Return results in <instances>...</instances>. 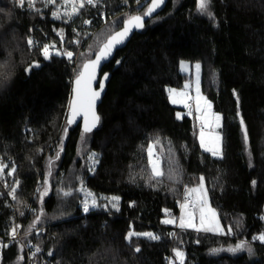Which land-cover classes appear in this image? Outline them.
<instances>
[{"label":"trees","instance_id":"1","mask_svg":"<svg viewBox=\"0 0 264 264\" xmlns=\"http://www.w3.org/2000/svg\"><path fill=\"white\" fill-rule=\"evenodd\" d=\"M150 3L98 0L68 20L53 15L57 3L49 0H0V62L14 66L0 82V163L19 184L15 209L0 196V234L16 224L33 231L27 238L43 255L32 264H168L169 255L175 264H264V241L254 239L264 234V0H210L213 18L199 12L198 0H168L104 66L112 78L98 127L85 134L67 122L82 64ZM52 44L74 58L45 60L42 47ZM183 60L202 65V91L223 116L221 157L203 149L195 118L170 101L169 89L187 79ZM34 62L39 67L26 71ZM151 147L163 176L153 177ZM201 177L231 233L164 223L180 215L184 185L198 186ZM83 186L106 198L87 214ZM112 197L120 198L118 210L102 206ZM130 231L159 239L129 241ZM242 242L251 252L231 250ZM0 264H28L22 245L7 243Z\"/></svg>","mask_w":264,"mask_h":264},{"label":"snow or ice","instance_id":"2","mask_svg":"<svg viewBox=\"0 0 264 264\" xmlns=\"http://www.w3.org/2000/svg\"><path fill=\"white\" fill-rule=\"evenodd\" d=\"M49 2L54 3L55 0H49ZM98 0H79V4L77 5L75 0H72V12L68 13L65 12L64 15L71 16L72 14H76L79 8H83L85 4L87 5H95ZM21 6L25 3V0H19ZM163 0H151L150 6L147 8V12L145 15L151 16L152 13L161 6ZM210 0H198V10L201 14H206L209 18H213V13L209 11ZM31 6V0H30ZM56 18H60L61 14L59 12L53 13ZM144 17L143 16H132L129 17L125 22L123 28L115 32L114 34L107 37V39L102 43V46L99 47L95 58L88 59L84 62L81 66L80 71L78 72L76 79L74 81L75 87L73 89V99L69 105V119L68 124H72L75 122L76 118L83 117V131L85 134L92 132V130L96 127L99 122V116L96 114L95 105L96 101L100 98L101 92L104 89L103 80H107V74L103 75L102 81L99 83V90L93 87L94 82L96 81L98 70L102 64V62L106 61L111 55L113 50L116 48L117 45L122 44L124 40L127 38L129 33L133 30V28H143ZM85 23H90V21H85ZM28 43L31 45L33 41L29 39ZM50 48L54 50L55 55H64L69 60L72 59L73 53L70 51L61 52V50L55 49V45H45L42 47V55L45 60H48L52 57L53 52L50 51ZM119 63V62H117ZM31 67H39L38 62H34L29 69L26 71H31ZM197 100L198 106L197 110H201L199 106V69L200 65L197 64ZM14 66H12L9 62H0V82L6 81L11 78ZM187 87V86H186ZM170 92H175V90H170ZM178 95L183 96L184 93H179ZM173 103L176 102L175 99L172 101ZM205 108L211 109V103L205 99ZM221 117L219 115L214 116V121L216 122L217 126H219V122ZM207 121L202 120V128L200 132V143L201 146L205 148L206 151L211 152L213 156H222L221 146H220V137L217 136L214 139L210 140L208 143L205 142V133L203 131V125ZM240 123L243 126L242 131L245 136V140H247V127L244 125L243 117L240 118ZM153 153L151 149H149V157H152ZM93 164L96 163L95 156L92 157ZM152 173L153 177H160L163 176L164 173L160 170L158 160H152ZM7 167L0 163V178H2V174L4 172V168ZM12 173L15 172V168L11 170ZM18 185V181L15 182ZM47 188L44 189V195L47 194ZM11 194L13 199H16V188L13 187L11 189ZM188 196L191 197V208L187 203L181 205L182 210H186L185 216L181 217L180 220V227H197L193 221L196 218L197 213L199 214V228L197 230H204V231H219L222 234L231 233V228L228 229V233H224L223 229L219 224V220L217 219V215L213 209H211L208 205L207 199V190L204 187L203 178H200V184L196 188L187 189ZM65 196L70 195V193L65 192ZM118 197L111 198V207L116 208L118 210ZM96 206L95 198L92 199V207ZM90 210L89 204L85 203L83 206V211L88 212ZM167 211V210H165ZM42 214V213H41ZM23 215V213H21ZM39 217L37 218L38 222ZM164 223H175L174 220H165ZM20 226L16 225L11 230V236L15 238L17 234V230ZM29 227H32L30 225ZM134 236H145L149 239H159V237L155 236L153 233H135L134 231H130L127 233L126 239L129 241ZM261 241H264V234L254 238ZM247 247L248 251L251 252V248L247 246L244 242L237 245L236 248L231 249L232 251H236L239 249H244ZM139 251V249H136ZM39 251V249H37ZM177 256L183 257V253L177 251Z\"/></svg>","mask_w":264,"mask_h":264},{"label":"rangeland","instance_id":"3","mask_svg":"<svg viewBox=\"0 0 264 264\" xmlns=\"http://www.w3.org/2000/svg\"><path fill=\"white\" fill-rule=\"evenodd\" d=\"M34 1V0H31ZM76 4H79V0H75ZM54 3H57V9L55 11L59 12L61 14L60 18H65V19H72L75 18L76 16H78L80 9L78 10V12L76 14H72L70 17L67 15H64L65 12L71 13L72 12V0H55ZM103 19L106 20V16H103ZM89 24V23H86ZM62 50V49H61ZM50 51H52V49H50ZM65 52V51H64ZM72 52V51H70ZM73 53V52H72ZM74 54V53H73ZM74 58V55L73 57ZM76 62L79 63L78 57L76 59ZM199 64L200 65V69H199V93H200V99H199V106L201 110H197V106H198V100H197V70H196V65ZM180 71L184 74L187 75V79L184 82V85L182 88L180 89H176V88H170L169 89V98L170 101L173 105L178 106L181 108V115L186 114L189 116H192L193 118L197 119V121L199 122V124L202 126V120L207 121L206 123H204L203 125V131L205 133V142L208 143L210 140L214 139L215 137L219 136L220 137V146H221V151L223 149V137L221 134V127H222V122H223V116L222 114L218 113L215 111L214 109V105L213 102L204 94V92L202 91V65L199 62H191L188 60H183L180 63ZM187 86V87H186ZM170 90H175V92H170ZM179 93H184L183 96L178 95ZM173 99L176 100L175 103H173ZM194 100L195 102V111H191L189 106H188V101L189 100ZM205 99L211 103V109H206L205 108ZM188 106V107H187ZM215 115H219L221 117V120L219 122V126H217L216 122L214 121V116ZM201 122V123H200ZM199 133H198V140L200 143V132H201V128L199 127ZM201 144V143H200ZM203 149L205 150V148L203 147ZM151 151L153 153L152 157H150L151 161L152 160H157L155 158L154 155H156V150L154 147H151ZM206 151V150H205ZM209 152V151H207ZM211 154V152H209ZM93 155L95 156L96 159V163L93 164V160L92 157ZM215 157H221V156H215ZM90 161V170L91 172H94V170L97 167V158L95 154H92L89 158ZM159 162V167L160 170L162 171L161 168V163L160 160H158ZM152 165V163H151ZM199 186V185H198ZM198 186L192 187V188H196ZM204 187L207 190V199H208V205L211 209H213L217 215V219L219 220V224L221 226V228L223 229V231L225 232V229L223 227V225L220 222L219 219V215H218V211L212 207L210 200H209V192H208V187L206 185V183L204 182ZM82 193H83V201H82V205L84 206L85 203L89 204L90 210L88 212H84V213H89L91 210L97 209L100 206V202L101 200H106L105 197H97L93 192H91L90 190H88L85 186L81 187ZM95 198L96 200V206L92 207V199ZM119 198V197H118ZM120 202V198L118 200V205ZM102 206L108 208L109 206H111V199H108L105 203L102 204ZM185 212L186 210H182L180 212V215L178 217H168L166 220H174L175 223H169L173 226H175L176 228H181L180 225V220L182 216H185ZM193 223H195L197 225V227H185V228H181V229H187V230H193V231H197V232H206V233H212V234H221V232L219 231H204V230H197V228H199V214L197 213L195 220L193 221ZM183 257H184V253H183Z\"/></svg>","mask_w":264,"mask_h":264},{"label":"built area","instance_id":"4","mask_svg":"<svg viewBox=\"0 0 264 264\" xmlns=\"http://www.w3.org/2000/svg\"><path fill=\"white\" fill-rule=\"evenodd\" d=\"M55 49L61 50L57 46H55ZM52 52L54 54V50L53 49H52ZM61 52H62V50H61ZM187 104H188L190 110L195 111V102H194V100H192V99L189 100ZM197 124H198L199 127H201V125L199 124L198 121H197ZM155 158L157 160H159L158 156H156V155H155ZM11 163L14 164V160H12ZM6 166H8V164ZM0 180L2 182H4V184H5L3 190L0 191V196L7 198L8 205L12 209H15L16 208L15 207L16 206V199H13L12 194H11V189L13 187L16 188V198H17V192L19 191V184L17 185L15 183L17 181H15V180H12V179L8 180V178L6 176V169L4 170V172L2 174V178H0ZM41 184H42V179H39L38 182H37L36 189H38V187L41 186ZM187 189H190V187H189L188 184H185L184 188H183V201L180 203L179 206L181 207L182 204L187 203L188 206H189V209H190L191 208V197L188 196ZM16 225H19L20 227L17 230V234H16L15 238H13L11 236V230ZM16 225H14L10 229L9 233L6 236L0 234V260L3 258L4 249H5V246H6L7 243H19V244L22 245V247L24 249V252H25V254L27 256L28 264H32L34 258L41 257L43 255V251L41 250V248L38 246V244L35 242V240L33 238H27V236L33 231H25L23 224H16ZM37 249H39V251H37ZM166 261H167L168 264H175L172 255H169L166 258Z\"/></svg>","mask_w":264,"mask_h":264},{"label":"water","instance_id":"5","mask_svg":"<svg viewBox=\"0 0 264 264\" xmlns=\"http://www.w3.org/2000/svg\"><path fill=\"white\" fill-rule=\"evenodd\" d=\"M150 4H151V3H150ZM167 4H168V0H163V3L161 4V6H160L159 8H157V9L152 13L151 16H147V15H145V14H144V15H139V14H137V15H134V16H138V15H139V16H143V17H144L143 23H144V27H145V26H146V23H147V21H148V19L153 18V17L157 16L159 13H161V12L167 7ZM149 6H150V5H149ZM146 12H147V10H146ZM146 12H145V13H146ZM123 26H124V24H123ZM123 26H122L120 29H118L116 32L120 31V30L123 28ZM144 27H143V28H133V30L129 33V35H128L127 38L124 40V42H123L122 44L117 45L116 48L113 50L112 55H111L106 61L102 62L101 66H100V68H99V70H98V74H97L96 81H95L94 84H93V87H94V88H96L97 90H99V83L102 81V78H103V75H104V74H107L108 79L102 81V82L104 83V89H103V91L101 92L100 98L96 101L95 111H96V114L99 116V122H98V124L96 125V127H95L93 130H95V129L98 127L99 123H100L99 106H100V105L102 104V102H103V99H104V97H105V95H106V92H107V87H108L109 81H110L111 78H112V73H111V72H105V73L102 74L103 68H104V66H105L106 64H108V63L113 59V57L116 55L117 51L120 50V49L125 48V47L128 45V43H129V41L131 40V38H132L136 33H140V32H142L143 29H144ZM114 33H115V32H114ZM114 33H113V34H114ZM94 58H95V57H94ZM94 58H93V59H94ZM75 79H76V78H75ZM74 81H75V80H74ZM74 81H73V86H72V98H71V101H72V99H73V89H74V87H75ZM70 103H71V102H70ZM68 113H69V111H68ZM67 118H68V119L70 118L69 115L67 116ZM72 124L75 125V126H78V125L80 124V125L82 126V129H83V117L81 116V117L76 118L75 122L72 123ZM93 130H92V131H93Z\"/></svg>","mask_w":264,"mask_h":264},{"label":"bare ground","instance_id":"6","mask_svg":"<svg viewBox=\"0 0 264 264\" xmlns=\"http://www.w3.org/2000/svg\"><path fill=\"white\" fill-rule=\"evenodd\" d=\"M75 54V53H74ZM70 61V60H69ZM78 64V62H76ZM188 107V106H187ZM192 111V110H191ZM197 121V119H195ZM201 123V122H200ZM202 127V126H201ZM155 156V155H154ZM13 160V159H12ZM12 173V172H11ZM29 236V235H28ZM23 248V247H22Z\"/></svg>","mask_w":264,"mask_h":264}]
</instances>
